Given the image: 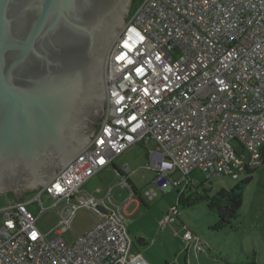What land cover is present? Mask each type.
<instances>
[{"label": "built area", "instance_id": "obj_1", "mask_svg": "<svg viewBox=\"0 0 264 264\" xmlns=\"http://www.w3.org/2000/svg\"><path fill=\"white\" fill-rule=\"evenodd\" d=\"M103 79L102 117L89 142L29 201L0 208V264H149L132 251L125 210L130 197L115 203L111 188L100 199L79 195L84 182L135 143L154 140L144 167L154 171L163 191H184L196 169L235 180L246 165H259L264 0H139L109 46ZM174 173L179 177L172 178ZM119 185L130 188L126 174ZM43 194L54 199L52 206L61 204L50 238L35 226L46 210ZM72 198L78 203L66 202ZM103 199L110 205L105 214L99 209ZM35 201L36 216L28 208ZM80 207L102 218L68 243L64 233ZM178 214L171 208L159 227L171 226ZM183 238L195 252L201 249L187 229Z\"/></svg>", "mask_w": 264, "mask_h": 264}, {"label": "water", "instance_id": "obj_2", "mask_svg": "<svg viewBox=\"0 0 264 264\" xmlns=\"http://www.w3.org/2000/svg\"><path fill=\"white\" fill-rule=\"evenodd\" d=\"M131 1L0 0V192L40 188L89 142Z\"/></svg>", "mask_w": 264, "mask_h": 264}, {"label": "rangeland", "instance_id": "obj_3", "mask_svg": "<svg viewBox=\"0 0 264 264\" xmlns=\"http://www.w3.org/2000/svg\"><path fill=\"white\" fill-rule=\"evenodd\" d=\"M100 121L101 118L99 123ZM232 145L237 146V143L232 142ZM135 146L144 151L143 149L146 147H155V142L148 139L146 143ZM128 157L131 159L127 163L117 164L123 171L125 165L134 171L130 173V177L137 187L133 195L135 201L129 202L125 209L129 214L127 220L131 221L128 232L133 242V252L138 251L135 248H141L137 242L138 238L147 236L148 244L155 232L161 230L163 233L159 241L165 243L166 250L173 258L179 248L185 246L183 233L186 227L192 235L199 239L201 249L196 253L193 252V255L187 254V263L184 262L185 253H183L180 261L175 264H264V160L261 165L253 167V178L244 191L239 216L233 219L229 225L222 227L217 222L216 214L208 208L206 200L187 205L186 202L192 199L194 195L186 191L179 203L180 195L178 192L183 191L182 186L169 191L159 190L157 185L151 181V170L144 168L147 162L146 158L144 159V156L141 155L137 157L131 153H128ZM178 177V173L172 175V178ZM188 178L194 183L201 184L204 182L206 186L211 187L210 195L219 189L227 190L235 183L234 179L227 176L207 177L199 169L192 171ZM118 182L119 177L113 173V165L110 164L103 171L84 182L80 187L79 195L89 193L100 199L104 198L105 192L111 188L112 201L123 203L127 199L128 193L118 186ZM150 189L156 192L153 198L145 194ZM25 192L28 191H21L20 195L16 197L12 190L1 191L0 208L20 198L27 202L35 196L33 190L28 193ZM41 201L46 210L37 217L35 226L41 234L50 238L52 229L58 221L57 212L61 204L52 206L54 199L45 194L41 196ZM66 202L72 204L78 203V200L72 198ZM137 202L140 207L135 209ZM174 207H177L179 211L178 220L172 223L171 227L167 225V227L159 228L158 218ZM28 208L35 216L38 215L40 208L37 201L29 204ZM98 219V216L90 209L78 208L71 219L69 228L64 233L67 242H73L92 227ZM161 264L167 263L161 261Z\"/></svg>", "mask_w": 264, "mask_h": 264}, {"label": "crops", "instance_id": "obj_4", "mask_svg": "<svg viewBox=\"0 0 264 264\" xmlns=\"http://www.w3.org/2000/svg\"><path fill=\"white\" fill-rule=\"evenodd\" d=\"M153 140V139H152ZM147 141V140H146ZM146 141L144 142H140V143H135L133 145H131L126 151H124L122 154L118 155L117 157H115L113 159L112 162L108 163L105 167H103L102 169H100L96 174H98L99 172L103 171L108 165L112 164L113 165V173L119 177V182L121 180V176L123 174H126L127 176V180L129 182V186L130 188L127 189V188H124V187H121L119 185V182H118V186L122 189H124L127 193H128V197H130V200L129 202H133L135 201L134 198H133V195L134 193L136 192V184L134 182V180L130 177V173L134 172L133 170H130V172L127 174V173H124L125 171H123V169L119 168L118 167V164L117 163H121L122 164H125L127 163V161H129L131 159V157H128V153H131L132 155H137L138 156H144V159L146 158V152H147V148L146 147L145 149H143L144 151H141V149H138L135 145L137 144H144L146 143ZM154 141V140H153ZM156 146V144H155ZM126 166V165H125ZM124 166V167H125ZM145 168V167H144ZM147 169V168H146ZM148 170H151V169H148ZM152 172V176H151V181L156 185L154 179H155V173L153 170H151ZM95 174V175H96ZM175 174V173H174ZM93 177V176H92ZM91 177V178H92ZM89 180V179H88ZM87 180V181H88ZM193 182V181H192ZM108 191V190H107ZM106 191V192H107ZM105 192V194H106ZM186 192L185 189L183 191V193ZM145 194L147 195V192H145ZM94 196V195H93ZM148 196V195H147ZM94 197H97V196H94ZM127 197V198H128ZM149 197V196H148ZM128 202V203H129ZM128 205V204H127ZM127 207V206H126ZM140 205L139 203L137 202V205L135 207V209L139 208ZM110 208V205H109V202L106 200V199H103L102 200V203L100 204V211L105 214L106 213V209ZM94 213V212H93ZM95 215L98 216V220L97 222L102 218V215L101 214H97V213H94ZM166 214V213H165ZM129 215V214H128ZM163 216V215H162ZM161 217L158 218V221ZM96 222V223H97ZM95 223V224H96ZM94 224V225H95ZM131 225V221L130 220H127V228H128V231H129V227ZM159 226V224H158ZM171 227V226H170ZM91 228V227H90ZM89 228V229H90ZM160 228V227H159ZM88 229V230H89ZM186 229V227H185ZM87 231V230H86ZM85 231V232H86ZM84 232V233H85ZM163 233V231L159 230L157 232H155L154 236L152 237V240L150 243L147 244V239L148 237L147 236H143L144 238H138L137 242L139 243V245H141V248H135L137 249L138 251L136 252H139L143 255V257L148 261L149 264H161V261H164V263H167V264H175V263H178L180 261V257L183 253H185V256H184V262L187 263V254H190V255H193V252L196 253L193 249V242L191 240H185V246L179 248L178 252L174 254V257L172 258L171 254L168 253V250H166V246H165V243H160L161 241H159L160 239V236L161 234ZM132 247H133V243H132ZM157 249H156V248ZM134 249V247H133ZM184 249V250H183ZM162 253V254H161Z\"/></svg>", "mask_w": 264, "mask_h": 264}, {"label": "trees", "instance_id": "obj_5", "mask_svg": "<svg viewBox=\"0 0 264 264\" xmlns=\"http://www.w3.org/2000/svg\"><path fill=\"white\" fill-rule=\"evenodd\" d=\"M138 1L139 0L131 1L127 17L131 14L135 4ZM263 160L264 151L262 152V157L259 165L263 163ZM253 171V166L246 165L243 175L240 178L235 179V183L229 189H219L212 195H210L211 187L206 186L204 182L201 184L192 182L190 186L185 187V191L190 192L194 195V197L192 199H189L190 201L188 200L186 204L190 205L200 200H206L208 208L216 214V219L219 225L225 227L229 225L233 219L239 216V210L243 203L244 191L246 189V186L253 178ZM201 189L202 191L200 192ZM179 195L180 203L181 198L184 197V193L182 192Z\"/></svg>", "mask_w": 264, "mask_h": 264}, {"label": "flooded vegetation", "instance_id": "obj_6", "mask_svg": "<svg viewBox=\"0 0 264 264\" xmlns=\"http://www.w3.org/2000/svg\"><path fill=\"white\" fill-rule=\"evenodd\" d=\"M95 129H90L86 124H84L81 128V133L85 134L87 132V135L90 136V133L94 132Z\"/></svg>", "mask_w": 264, "mask_h": 264}]
</instances>
